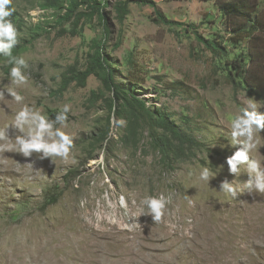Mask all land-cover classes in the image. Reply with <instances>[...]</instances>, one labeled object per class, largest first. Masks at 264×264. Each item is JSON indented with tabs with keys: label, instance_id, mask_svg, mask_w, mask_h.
<instances>
[{
	"label": "rangeland",
	"instance_id": "rangeland-1",
	"mask_svg": "<svg viewBox=\"0 0 264 264\" xmlns=\"http://www.w3.org/2000/svg\"><path fill=\"white\" fill-rule=\"evenodd\" d=\"M100 1L106 19L80 8L65 25L59 17L69 0L10 5L16 46H27L19 55L27 81L12 85L13 65L0 59V89L12 86L24 97L16 103L5 93L0 130L13 140L21 135L9 125L24 105L49 120L67 105L61 130L72 146L67 158L43 160L42 153L0 149V264H264V193L243 187L250 179L245 166L235 176L226 163L242 147L230 143L231 119L250 102L264 113V89L248 91L231 76L246 44L231 41L218 0H150L156 8ZM55 3L59 8L48 6ZM156 9L175 24L160 22ZM96 41L104 42L118 81L201 144L191 159L165 160L151 145L145 118L131 127L128 108L112 111L95 75L85 87L63 88L72 67L91 66ZM254 142L249 158L264 168V129ZM203 167L213 173L208 182L199 179ZM224 179L235 197L220 192ZM161 194L169 202L154 223L140 215L147 211L141 201ZM119 195L126 211L115 208Z\"/></svg>",
	"mask_w": 264,
	"mask_h": 264
},
{
	"label": "trees",
	"instance_id": "trees-1",
	"mask_svg": "<svg viewBox=\"0 0 264 264\" xmlns=\"http://www.w3.org/2000/svg\"><path fill=\"white\" fill-rule=\"evenodd\" d=\"M223 20L231 34V41L239 45L246 44V54H242L231 63L230 70L233 81L241 88L250 91L264 89V8L261 0H218ZM136 4L150 5L156 8L150 0H132ZM105 3L100 0H69V6L64 15L59 17L61 25L69 23L80 8L91 14L106 19ZM49 7L59 8L57 3L49 4ZM160 22L166 25L175 24L164 17L156 9ZM39 30V29H38ZM64 34L67 31H63ZM75 34V33H74ZM212 51L219 50V45L205 39H201ZM95 53L91 57V66L86 71H79L75 67L70 69L64 77L63 88L73 83L85 87L87 79L95 75L102 83L104 91L110 94L111 110L117 107H126L130 115L127 116L128 124L132 127L145 118V127L150 132L152 147L162 154L167 161L174 162L180 159H191L196 150H200L201 144L190 134L182 131L170 117L161 111L147 107L146 103L137 98L126 83L116 79L110 59L107 57L104 42L96 41ZM27 49L26 45L15 46L12 55L19 57ZM0 59L7 61V57L0 55ZM158 131H161L159 134Z\"/></svg>",
	"mask_w": 264,
	"mask_h": 264
},
{
	"label": "clouds",
	"instance_id": "clouds-1",
	"mask_svg": "<svg viewBox=\"0 0 264 264\" xmlns=\"http://www.w3.org/2000/svg\"><path fill=\"white\" fill-rule=\"evenodd\" d=\"M11 4L12 0H0V55L7 57V63L13 65L10 69L11 84L19 86L27 81L22 70L26 69L28 64L22 57L12 55V49L18 43V32L9 19L15 11L10 7ZM5 93L10 95L16 103H21L24 100V97L12 86L5 85L3 89H0V100L4 99ZM261 106L264 107V105ZM68 111L69 106L65 105L63 110L56 115L55 120H49L39 111L24 105L15 113L12 123L9 125L17 129L21 135H16L13 140L9 139L5 130H0V141L7 142L0 144V149L14 150L23 157H30L33 153H42L39 156L41 160L52 157L67 158L72 146V139L61 129L67 126ZM57 124L60 127H56ZM262 129H264V113L257 110V103L254 102H250L247 107H241L239 113L231 119L230 143L242 147L228 157L226 163L230 174L235 176L240 172L241 166L246 167L250 179L243 183V187L249 192L255 190L264 193V168L261 167L259 161L249 158V152L256 146L254 136ZM212 175L209 168L203 167L199 172V179L208 182ZM219 188L220 192L225 195L236 196V187L227 179L220 182ZM105 195L107 196V193ZM168 202L169 198L162 194L159 197L147 196L141 201L147 211L145 212L142 208L140 215H152L153 222H159L164 216ZM119 203L122 207H126L123 196L120 197Z\"/></svg>",
	"mask_w": 264,
	"mask_h": 264
},
{
	"label": "bare ground",
	"instance_id": "bare-ground-1",
	"mask_svg": "<svg viewBox=\"0 0 264 264\" xmlns=\"http://www.w3.org/2000/svg\"><path fill=\"white\" fill-rule=\"evenodd\" d=\"M121 196L124 197V200H125V202H126V207H122V206L120 205V203H119V199H120ZM114 204H115V208H116L117 210H119V211H126L127 208H128L127 199H126V197H125L124 195H119V196L115 199Z\"/></svg>",
	"mask_w": 264,
	"mask_h": 264
}]
</instances>
